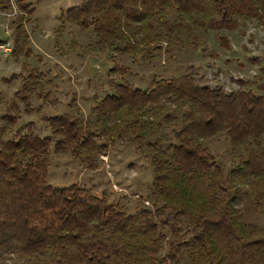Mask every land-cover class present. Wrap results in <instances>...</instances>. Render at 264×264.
<instances>
[{"label": "trees", "instance_id": "16d2710c", "mask_svg": "<svg viewBox=\"0 0 264 264\" xmlns=\"http://www.w3.org/2000/svg\"><path fill=\"white\" fill-rule=\"evenodd\" d=\"M6 4L0 1V8ZM65 15L91 27L115 54L147 58L159 40L196 41L199 30L232 32L247 20L264 30V0H85ZM22 35L14 36L15 56L25 46ZM217 37L229 48L227 37ZM118 71L124 68L114 64L111 72ZM111 87L95 105L93 121L47 118L55 147L93 169L105 154L98 138L145 147L153 210L130 214L85 187L51 186L50 139L31 125L0 141V264H264V229L240 221L237 207L243 188L254 204L264 199V94L211 88L190 74L144 90ZM23 90H29L25 84ZM176 117L180 127L164 145L158 128ZM217 136L237 159L227 175L204 145Z\"/></svg>", "mask_w": 264, "mask_h": 264}, {"label": "rangeland", "instance_id": "374dc122", "mask_svg": "<svg viewBox=\"0 0 264 264\" xmlns=\"http://www.w3.org/2000/svg\"><path fill=\"white\" fill-rule=\"evenodd\" d=\"M0 1L7 2L0 8V141L30 131L31 125L38 136L48 137L46 180L53 187H85L130 214L140 208L153 210L148 197L153 171L145 147L137 148L131 139L98 138L105 154L97 158L96 168H88L70 150L55 147L47 123V118L59 115L95 120V105L112 93L113 82L144 90L153 81L190 74L198 84L211 88L231 91L243 87L264 94L259 89L264 85V30L253 20L232 32L196 31V41L186 37L179 42L159 40V48L149 49L152 57L147 58L115 54L98 41L91 27L83 29L70 21L66 11L85 0ZM17 31L24 32L25 46L15 56ZM219 35L227 37L229 48L220 46ZM114 64L124 71L111 72ZM23 84L29 90H23ZM165 125L158 128L164 145L173 142L180 117L172 126ZM204 145L227 175L237 162L227 139L217 136ZM237 207L240 221L264 229V199L254 204L243 188Z\"/></svg>", "mask_w": 264, "mask_h": 264}]
</instances>
